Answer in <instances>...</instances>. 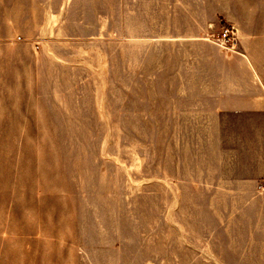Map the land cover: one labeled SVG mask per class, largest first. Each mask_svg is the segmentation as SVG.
Masks as SVG:
<instances>
[{
  "label": "rangeland",
  "instance_id": "1",
  "mask_svg": "<svg viewBox=\"0 0 264 264\" xmlns=\"http://www.w3.org/2000/svg\"><path fill=\"white\" fill-rule=\"evenodd\" d=\"M48 1V23H0V264H264L247 176L264 169V0H239L261 90L233 106L250 108L186 114L134 30ZM237 35L225 51L246 52Z\"/></svg>",
  "mask_w": 264,
  "mask_h": 264
},
{
  "label": "crops",
  "instance_id": "2",
  "mask_svg": "<svg viewBox=\"0 0 264 264\" xmlns=\"http://www.w3.org/2000/svg\"><path fill=\"white\" fill-rule=\"evenodd\" d=\"M60 5L97 8L98 25L95 18L79 21L88 29H110L118 20L119 29L134 30L137 57L148 58H142L141 68L150 63L152 78L163 79L168 101L178 112L250 108L234 107L233 97L247 98L261 90L245 25L250 18L239 0H62ZM49 6L48 0H0V23L15 24L17 7L28 21L48 23ZM226 25L237 29L246 52L231 53L216 43L217 29ZM224 123L220 119L217 124ZM247 176L264 185V169H252Z\"/></svg>",
  "mask_w": 264,
  "mask_h": 264
},
{
  "label": "built area",
  "instance_id": "3",
  "mask_svg": "<svg viewBox=\"0 0 264 264\" xmlns=\"http://www.w3.org/2000/svg\"><path fill=\"white\" fill-rule=\"evenodd\" d=\"M237 29L233 25H226L222 28L218 37V45L224 49H235L238 43Z\"/></svg>",
  "mask_w": 264,
  "mask_h": 264
}]
</instances>
